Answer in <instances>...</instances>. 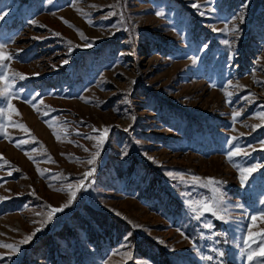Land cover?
Masks as SVG:
<instances>
[{
	"label": "rangeland",
	"instance_id": "374dc122",
	"mask_svg": "<svg viewBox=\"0 0 264 264\" xmlns=\"http://www.w3.org/2000/svg\"><path fill=\"white\" fill-rule=\"evenodd\" d=\"M0 44V264H264V0H0Z\"/></svg>",
	"mask_w": 264,
	"mask_h": 264
},
{
	"label": "snow or ice",
	"instance_id": "6c2138e0",
	"mask_svg": "<svg viewBox=\"0 0 264 264\" xmlns=\"http://www.w3.org/2000/svg\"><path fill=\"white\" fill-rule=\"evenodd\" d=\"M193 7H198V5L193 4ZM157 15H161V13H157ZM82 35V34H81ZM86 39V38H85ZM70 43V42H69ZM225 43L227 44L228 41H225ZM4 45L0 44V49H3ZM11 56L8 54H5L3 51H0V97L4 98V102L7 103L8 107H11L10 105V100L13 98V87H14V78L15 77H19L21 79H23V74H19V73H15L12 72L11 74H9V72L7 71V64L4 63V61L10 59ZM29 103H33L32 101H28ZM33 106L35 107V104H33ZM8 107H0V119H4L7 120L9 119L7 117V111H8ZM38 110V109H37ZM13 112H16V110L14 108H12ZM240 115V113H234V118L235 116ZM7 127V124H0V130L5 129ZM19 127L23 128L25 131H28V129L26 128V126L24 125H19ZM256 127V126H254ZM105 131H107V129H105ZM3 135H5L7 137V132L4 131L2 133ZM57 139H59V137H57ZM233 139H236L235 137H233ZM102 142V141H101ZM239 149H237L236 152H229L228 153V159L231 160L233 155L238 154ZM31 158V157H30ZM93 159H95V157H93ZM152 159V158H150ZM89 163H92V161H89ZM39 171V169H38ZM241 183L243 184L245 181V176L244 173L245 172H251L254 171V169H241ZM85 177L90 176L91 173H85L84 174ZM169 175H172L171 173H169ZM193 181L199 182L200 181V177H192ZM209 183H215L214 178H207ZM84 186L83 185V178L81 180V184L78 186ZM73 186L72 185H68V191L70 192V199L68 200V202L64 205H62L59 208H52L51 212L49 213V219H51V216L53 213L55 212H59L62 211L63 208L67 207L68 205H70L72 203V199L75 197V191L72 190ZM195 204H197V209L199 211H213V205H210L207 201H203V202H193ZM253 219H255V217H253ZM206 227H210V225H206ZM36 231H39V229H36ZM35 233H33L34 235ZM27 239H31V237H27ZM22 242H26V241H22ZM5 247L8 248H13V245H5ZM257 256L259 257H264V251H260L258 254L257 253H249L247 259L251 262L254 258H256Z\"/></svg>",
	"mask_w": 264,
	"mask_h": 264
}]
</instances>
